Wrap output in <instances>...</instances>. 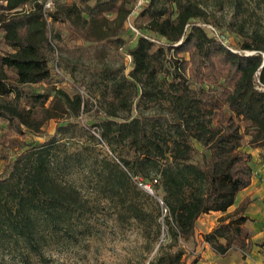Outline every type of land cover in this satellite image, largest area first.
I'll return each mask as SVG.
<instances>
[{
  "label": "trees",
  "instance_id": "16d2710c",
  "mask_svg": "<svg viewBox=\"0 0 264 264\" xmlns=\"http://www.w3.org/2000/svg\"><path fill=\"white\" fill-rule=\"evenodd\" d=\"M48 1L0 0V35L9 48L0 53V230L32 245L39 216L56 223L84 201L75 184L53 175L51 149L68 120L96 102L80 90L71 93L58 86L57 51L69 49L78 38L112 37L104 28L112 15L123 31L131 30L128 19L136 4L52 0L49 8ZM222 1L243 12L237 49L216 27H208L209 12L198 1L146 0L134 18L140 34L133 44L122 36L109 40L131 55L129 75L105 72L97 81L104 111L96 110V125L103 139L120 147L117 159L127 169L116 163L101 181L113 190L117 180L121 184L129 175L149 183L168 210L170 247L195 237L204 214L228 211L254 176V156L244 146L264 149V0ZM42 83V90L32 87ZM139 86L142 99L167 103L174 118L121 117V111L131 109ZM65 117L67 123L58 122L54 133L46 134L49 121ZM31 135L47 138L34 143L28 141ZM196 144L203 148L202 162L195 160ZM247 204L202 233L218 254L249 249ZM124 208L128 221L149 217L135 203ZM156 227L159 235L161 225ZM185 257L184 246L162 247L149 264H187Z\"/></svg>",
  "mask_w": 264,
  "mask_h": 264
},
{
  "label": "rangeland",
  "instance_id": "374dc122",
  "mask_svg": "<svg viewBox=\"0 0 264 264\" xmlns=\"http://www.w3.org/2000/svg\"><path fill=\"white\" fill-rule=\"evenodd\" d=\"M196 1L209 12L211 21L208 27L210 29L216 27L226 36L227 44L237 49L241 40L238 25L243 12L229 1L225 3L222 0ZM91 3L93 4L94 0ZM143 6L136 9L135 16ZM257 11L261 12L260 9ZM135 16H132L130 21L138 28ZM104 28L112 37L89 41L78 38L73 40L69 49L57 51L60 56L59 71L56 72L54 80L58 86L71 93L83 90L86 96H92L96 102V106L94 105L84 115L68 120L66 129L57 135L51 149L53 175L62 182L75 184L84 200L83 207L71 208L70 212L56 223L46 221V216H39L34 245L22 236L0 230V264H149L162 247L175 250L178 246L185 247L186 260L193 262L197 254L201 253V242L196 240L200 238L201 230L209 231L219 223L221 216L218 214L201 216L197 221L196 236L188 241L180 239L176 245L170 247L173 241L167 223L168 210L164 203L162 205L160 202L161 195L145 189L139 182L142 180L140 176L133 177L128 174L129 178L122 179L123 183L119 184V181H116L118 189L114 190L102 183L103 176L117 168L116 163L121 170L127 169L117 159L120 147L103 139L100 136V126L96 125L99 120L96 110L104 111V105L97 95V81L105 72L129 75L133 67L132 58L122 48L112 45L109 40L122 36L133 44L136 37L132 30L123 31L113 15ZM6 49L9 48L0 35V53ZM44 86L43 83L32 85L36 90H42ZM140 94L141 86L131 109L121 111V117L139 115L147 118L149 122L157 118L162 122L174 118L167 103L150 102L142 99ZM58 122L67 123V117L49 121L44 127L46 134L54 133ZM46 138L31 135L28 141L38 143L45 141ZM196 145L200 151L196 154L195 160L202 162L203 148L199 144ZM244 147L255 153L253 168L257 170L258 166L264 165L263 148ZM3 167L4 161L0 159V173ZM151 178L159 177L151 174ZM129 203H135L143 208L149 217L126 220L124 217L127 211L124 205ZM156 223L161 225L159 235ZM234 249L239 250L243 260L247 259L250 251ZM234 255L235 253L232 254Z\"/></svg>",
  "mask_w": 264,
  "mask_h": 264
},
{
  "label": "crops",
  "instance_id": "0c3cea01",
  "mask_svg": "<svg viewBox=\"0 0 264 264\" xmlns=\"http://www.w3.org/2000/svg\"><path fill=\"white\" fill-rule=\"evenodd\" d=\"M248 151H251L255 156L253 150ZM253 170L252 183L238 193L235 203L225 212L236 210L244 201L248 200L245 215L249 217V220L245 223V227L251 234V243L248 249L250 252L247 261L242 259L241 253L236 249H231L225 255L215 252L209 243L203 239V231L201 230L200 238L196 239L201 242V253L197 254V258L193 262H190L189 259L186 260L187 264H264V165L258 166L257 170L253 168ZM225 213L211 211L202 217H208L212 214L222 216ZM212 229L211 227L209 231ZM193 243L195 244L194 241ZM233 253H235L234 256H232ZM232 257L235 259L232 260Z\"/></svg>",
  "mask_w": 264,
  "mask_h": 264
},
{
  "label": "built area",
  "instance_id": "2783aa9c",
  "mask_svg": "<svg viewBox=\"0 0 264 264\" xmlns=\"http://www.w3.org/2000/svg\"><path fill=\"white\" fill-rule=\"evenodd\" d=\"M145 1L146 0H136V6H135V8H134V10H133V12H132V15H131V17L132 16H135L134 14H135V12H136V9H140V7L142 6V5H144L145 4ZM52 0H49L47 3H46V7H51L52 6ZM131 17H129V19H128V24H129V28L136 34V35H139L140 34V31H139V29L138 28H136L133 24H132V22L130 21L131 20ZM213 29L215 30V28L213 27ZM216 31V30H215ZM130 57H131V55H129ZM132 58V57H131ZM57 71H59L58 70V67H57ZM80 92L82 93V94H84V92H83V90H80ZM85 95V94H84ZM156 181V180H155ZM142 184V183H141ZM144 187H145V189H147L149 192H151V193H153V191H152V189H151V187H150V185L149 184H142ZM160 202H161V204L163 205V201L162 200H160ZM164 207V206H163Z\"/></svg>",
  "mask_w": 264,
  "mask_h": 264
}]
</instances>
